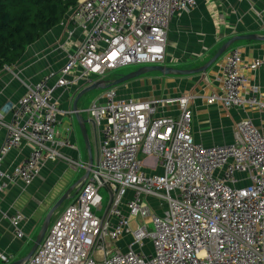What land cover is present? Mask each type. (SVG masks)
Listing matches in <instances>:
<instances>
[{"label": "built area", "instance_id": "obj_1", "mask_svg": "<svg viewBox=\"0 0 264 264\" xmlns=\"http://www.w3.org/2000/svg\"><path fill=\"white\" fill-rule=\"evenodd\" d=\"M197 1L78 0L66 16L82 33L79 44H71L69 31L62 66L0 107V163L8 150L30 144L22 162L0 168V193L16 180L30 184L46 161L86 169L63 152L73 145L58 138L55 91L77 90L129 64H162L170 20ZM246 69L264 75V54L243 62L238 47L226 50L221 93L207 99L263 110L262 126L240 119L229 144L195 141L191 94L134 100L104 89L102 101L92 100L85 110L99 134L97 159L24 264H264V100L248 85ZM171 103L177 106L174 115L155 114ZM157 165L162 172L146 169ZM148 198L159 205L152 207ZM8 220L22 238V214ZM125 237L124 246L115 247ZM0 259L8 263L10 256L0 252Z\"/></svg>", "mask_w": 264, "mask_h": 264}, {"label": "crops", "instance_id": "obj_2", "mask_svg": "<svg viewBox=\"0 0 264 264\" xmlns=\"http://www.w3.org/2000/svg\"><path fill=\"white\" fill-rule=\"evenodd\" d=\"M69 31H71V44L78 45L82 39V33L69 24L65 14L57 25L29 44L20 59L0 70V107L15 103L25 93L27 86L62 66L65 60L63 46ZM250 33L264 34V0H198L194 8L179 12L170 20L165 60L158 65L181 70L199 67L206 63L228 38ZM243 41L245 42L237 46L241 51L243 62L251 61L264 54V41ZM222 64L223 58L220 57L203 73L184 75L147 73L113 88L117 97L134 100L191 94L193 96L189 101L192 111L191 128L195 141L206 146L229 144L232 142V132L240 119L249 118L261 127L263 110L237 106L225 107L220 100L207 102L210 94L221 93ZM203 75L207 80L203 79ZM245 75L248 85L256 87L259 97L264 100V75L261 70L246 69ZM115 78L117 76L106 77V79ZM82 86L77 90V87L61 88L56 90L54 95L58 99V107L61 111L57 125L60 126L59 131L57 130L58 138H67L73 145V148H63V152L87 165V150L81 133L83 152L78 146L74 129L76 119L72 112L73 99ZM97 98L102 101L99 95ZM77 110L80 115L81 109L77 108ZM176 111V104L171 103L158 106L155 114L157 116L174 115ZM86 117L84 118L85 130L93 164L97 159L99 134L90 123L87 112ZM4 139L5 130L0 126V147ZM29 149V143L21 142L18 147L8 150L2 158L0 168L10 170L23 161ZM152 159L146 158L144 161L151 164ZM146 169L151 173L162 172L158 165L147 166ZM84 172L85 169L74 170L63 161H46L30 184L25 185L20 180H16L5 185L0 193V252L10 256V260L5 263L0 259V264H10L21 260L28 253L51 206ZM71 195L72 197L58 206L65 202L62 209L51 220L58 207L53 211L48 227L71 202L74 193ZM148 202L152 207L159 205L158 201L151 198H148ZM14 212H20L23 216L22 238L14 235L9 224L8 218ZM128 240L129 238L125 237L113 244L124 246Z\"/></svg>", "mask_w": 264, "mask_h": 264}, {"label": "trees", "instance_id": "obj_3", "mask_svg": "<svg viewBox=\"0 0 264 264\" xmlns=\"http://www.w3.org/2000/svg\"><path fill=\"white\" fill-rule=\"evenodd\" d=\"M78 0H0V70L57 25Z\"/></svg>", "mask_w": 264, "mask_h": 264}, {"label": "water", "instance_id": "obj_4", "mask_svg": "<svg viewBox=\"0 0 264 264\" xmlns=\"http://www.w3.org/2000/svg\"><path fill=\"white\" fill-rule=\"evenodd\" d=\"M239 40H256V41H264V34H257V33H250V34H240V35H233L230 38H228L226 41H224L215 51V53L212 55V57L204 64H202L199 67L193 68V69H188V70H181V69H174L171 67H166L163 65H149V66H140L132 71L126 72L124 74H119L117 78L115 79H99L94 82H92L89 85H86L82 87L78 92L76 93L73 102H72V110L74 117L76 119V122L78 123L79 130L81 133V136L84 141L85 148L87 150L88 154V164L86 166L84 174L71 186H69L63 193L62 195L57 199V201L51 206L49 211L47 212L41 227L36 235V238L33 242V245L31 246L30 250L28 253L21 259L17 260L15 262H12L10 264H24L30 257L31 255L35 252L37 249L39 243L41 242L44 233L48 227L49 219L51 217V214L53 211L66 199L72 197V193H76L78 189L80 188L81 184L84 182V180L87 178L89 169L92 164V159H91V150L89 147V141L87 138V133L85 130V123L86 120L82 118L79 115V112L77 110V102L79 98L84 95L86 92L91 91V90H97V89H107L110 87L117 86L125 81H128L130 79L136 78L140 75L146 74L150 71H156L159 72L161 75H170V74H176V75H181V74H193V73H201L205 72L206 69L213 64L216 60H218L221 55H223L226 50L229 48L231 44H233L236 41Z\"/></svg>", "mask_w": 264, "mask_h": 264}, {"label": "rangeland", "instance_id": "obj_5", "mask_svg": "<svg viewBox=\"0 0 264 264\" xmlns=\"http://www.w3.org/2000/svg\"><path fill=\"white\" fill-rule=\"evenodd\" d=\"M245 41L243 40H239V41H236L234 42L233 44H231L229 46L228 49L230 48H233V47H237L239 46V44L243 43ZM227 49V50H228ZM226 53V52H225ZM225 53L223 55H221V58L224 57ZM142 66V64H129V65H126L124 67H120L114 71H112L108 77H111V76H118L119 74H124L128 71H131V70H134L138 67ZM158 72L156 71H150L148 72V74H157ZM147 74V73H146ZM103 90L102 89H95V90H91V91H88L86 92L84 95H82L79 100H78V103H77V108L78 109H81V112H80V116L83 117V118H87L86 117V112H84V110L88 107V105L91 103L92 100L96 99L97 98V95H100V93L102 92ZM59 124V123H58ZM57 124V125H58ZM59 127L60 126H57V130L59 131ZM74 129L76 130V136H77V143H78V146L79 148L81 149V151L83 152L84 150V147H83V143H82V139H81V136H80V132H79V127L76 123V121L74 120ZM89 129V127H88ZM89 134H90V130H89ZM102 194H103V207L106 205V193L104 191H102ZM65 202L56 209V212L54 213V215L52 216L51 220L54 218V216L56 215V213L62 209V207L64 206ZM103 213V210L102 211H97L96 214L99 216ZM115 247L118 246V244H114Z\"/></svg>", "mask_w": 264, "mask_h": 264}, {"label": "bare ground", "instance_id": "obj_6", "mask_svg": "<svg viewBox=\"0 0 264 264\" xmlns=\"http://www.w3.org/2000/svg\"><path fill=\"white\" fill-rule=\"evenodd\" d=\"M89 84H91V83H89ZM89 84L86 83L84 86L89 85ZM82 87H83V86H82ZM72 112H73V110H72ZM91 165H92V164H91ZM86 166H87V165H86ZM56 218H57V217H56ZM56 218H55V219H56ZM55 219H54V220H55ZM35 251H36V250H35ZM32 255H33V254H32ZM32 255H31V256H32Z\"/></svg>", "mask_w": 264, "mask_h": 264}]
</instances>
